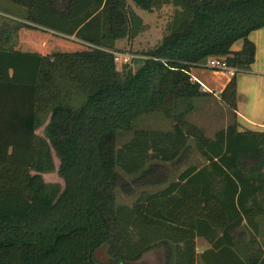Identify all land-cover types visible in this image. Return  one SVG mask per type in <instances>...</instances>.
<instances>
[{"label":"trees","instance_id":"trees-1","mask_svg":"<svg viewBox=\"0 0 264 264\" xmlns=\"http://www.w3.org/2000/svg\"><path fill=\"white\" fill-rule=\"evenodd\" d=\"M8 1L25 10L19 26L74 35L80 48L22 51L10 43L15 29L0 26V264H139L155 249L165 264H264V131L235 121L210 138L187 119L213 94L192 66L222 57L237 73L251 69L264 0ZM130 1L152 13L176 8L142 65L123 74L116 43L144 28ZM237 73L219 94L233 110ZM157 111L171 130L134 129L118 146L119 133ZM191 139L208 162L148 191L168 181L167 163H183ZM53 152L64 187L43 176L56 168ZM138 189L118 202L119 190ZM198 237L210 243L202 253Z\"/></svg>","mask_w":264,"mask_h":264},{"label":"rangeland","instance_id":"rangeland-1","mask_svg":"<svg viewBox=\"0 0 264 264\" xmlns=\"http://www.w3.org/2000/svg\"><path fill=\"white\" fill-rule=\"evenodd\" d=\"M5 3H11L8 0H4ZM131 6L136 10L138 14L141 15L144 23V28L135 38H123L117 41L116 51L123 53L124 55L129 54L132 56L130 60H127L125 56H122L117 61L118 69L126 74L128 70L136 71L143 63L145 58V52L156 46L162 39V37L168 32V23L173 17L175 5L174 4H165L161 10H156L155 12H148L142 10L140 7L136 6L134 2L130 1ZM18 26V25H17ZM21 31V30H19ZM19 31L16 34H19ZM70 47H79L78 45L72 44L67 39H59L58 37H53L50 42L47 44L46 53L53 52L55 50L67 49ZM84 47V46H81ZM125 65L127 66L125 68ZM194 108L192 112L187 115V119L190 122L195 123L199 127L203 128L205 133L214 137L216 131L224 127L225 123L221 117V110L213 99H200L197 98L194 101ZM181 110L185 108L184 106L180 107ZM230 121H233V115L230 116ZM49 122V118L46 122L38 128L37 132L40 135H44V130ZM174 120L166 116L163 112L157 111L149 113L148 115L141 116L137 120L133 129L130 131H123L118 135V146H121L125 142L131 139L134 133V129H149V130H171L174 126ZM189 149L186 151V155L183 157V163L173 164L167 163V175L168 181L159 185L148 186V191H156L166 186L168 182L178 178L180 172L188 165H196L201 167L206 164L208 161L199 151L196 146L194 139H191ZM54 154V160L56 168L52 172L44 173V179L47 182L59 183L62 187L65 185L63 177L59 173L60 158ZM141 189V188H140ZM140 189L137 190L132 196H128L122 191H118L117 199L119 203H132L134 199L139 195ZM260 223H264V215L259 218ZM261 230V229H260ZM262 232V231H261ZM251 234H247V237ZM261 236V235H260ZM163 254L162 249H155L149 252L148 256L150 259H159Z\"/></svg>","mask_w":264,"mask_h":264},{"label":"crops","instance_id":"crops-1","mask_svg":"<svg viewBox=\"0 0 264 264\" xmlns=\"http://www.w3.org/2000/svg\"><path fill=\"white\" fill-rule=\"evenodd\" d=\"M24 22L27 23L28 21L26 20L25 10L22 6L5 3L4 0H0V26L9 24L15 29L10 40L11 45L15 48L22 51L44 54L46 53L48 42L53 37H58L63 40L67 39L72 44L79 42V39L74 35L69 36L62 33H54L53 31L19 26L20 23ZM17 31H19V34H16ZM250 38L256 45L255 61L250 70L237 73L238 103L237 109L235 110L223 103L219 96L220 92L224 90L231 80L232 75L227 71L212 70L206 66L191 67L190 74L193 79L200 82L202 88H205L206 91L213 92L210 96L200 99L207 98L215 100L221 110V117L225 123L222 128L233 123L230 121L232 114L233 121L237 122L240 131H264V27L252 31ZM242 47L243 40H238L233 44L232 49L239 51ZM260 229L258 239L264 248V223H260ZM250 237L247 238L249 239ZM208 247H210V243L204 237L197 238V251L199 253H202ZM148 254L143 257L139 264H165L163 254L156 260L150 259Z\"/></svg>","mask_w":264,"mask_h":264},{"label":"built area","instance_id":"built-area-1","mask_svg":"<svg viewBox=\"0 0 264 264\" xmlns=\"http://www.w3.org/2000/svg\"><path fill=\"white\" fill-rule=\"evenodd\" d=\"M125 56L127 60H130L132 56H129V54L124 55L120 52H115V61L117 64V61L122 57ZM206 67L212 69V70H218V71H227L230 75L234 76L237 73V69L233 66H230L226 60L222 57H212L207 61ZM205 87V86H204ZM206 90L205 88H203Z\"/></svg>","mask_w":264,"mask_h":264}]
</instances>
